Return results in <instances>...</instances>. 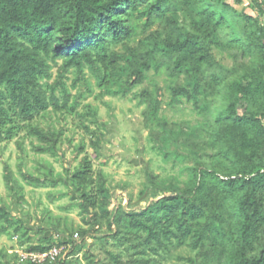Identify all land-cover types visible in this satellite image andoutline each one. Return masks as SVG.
Returning a JSON list of instances; mask_svg holds the SVG:
<instances>
[{"label": "trees", "instance_id": "trees-1", "mask_svg": "<svg viewBox=\"0 0 264 264\" xmlns=\"http://www.w3.org/2000/svg\"><path fill=\"white\" fill-rule=\"evenodd\" d=\"M249 1L264 17V0ZM141 3L145 7L139 10ZM198 3L203 0H0V142L15 134L24 121L43 143L38 150L56 149L61 132L34 124L49 105L39 83L48 74V58L61 59L64 70L81 72L87 64L101 72L105 89L110 91L115 83L112 92L125 95L143 81L150 58L157 61L165 56L171 60L172 71L187 79L171 87L172 100L184 97L197 107L206 87L219 84L215 74L205 75L206 67L213 66L211 47L227 22L216 6L208 4L198 13L192 32L172 30L160 47L152 40L145 55L134 48H129V55L109 49L131 36L129 17L142 16L147 27L170 12L167 20L174 23L171 17L179 6ZM241 16L247 22L244 40L234 41L243 53H250L251 60L240 75L221 85L222 102L210 116L212 129L204 142L213 148L208 162L189 166L182 186L165 184L145 169L155 198L138 208L110 207L105 178L101 171L93 178L87 158L71 174L80 213L90 223L76 233L101 247L86 264H160L183 245L195 252L185 258L188 264H264V24L246 13ZM140 96L148 100L143 111L146 125L156 123L169 130L158 115L159 102L144 91ZM23 178L44 183L30 174ZM4 179L16 184L6 166ZM1 218L7 225L13 222L3 206ZM54 245L66 242L42 238L25 250L41 252ZM72 255L71 248H63L54 261L19 264H73Z\"/></svg>", "mask_w": 264, "mask_h": 264}, {"label": "rangeland", "instance_id": "rangeland-1", "mask_svg": "<svg viewBox=\"0 0 264 264\" xmlns=\"http://www.w3.org/2000/svg\"><path fill=\"white\" fill-rule=\"evenodd\" d=\"M208 4L216 6L227 22L217 33V43L211 47L213 66L206 67L205 73L215 74L219 84L206 87L197 107L184 97L172 100L171 87L185 84L187 79L185 74L172 71L171 60L165 56L157 61L150 58L143 81L125 95L112 92L117 88L115 83L110 91L105 89L100 84L101 72L87 64L77 72L75 68L64 70L61 59H47L48 74L40 77L39 83L49 105L34 124L47 131L59 130L61 135L55 150L40 151L37 148L43 143L30 132L28 123L21 121L15 134L0 142V206L13 220L7 225L0 219V264H19L17 250L24 251L42 238L66 242V251L73 250V257H69L73 264L91 263L97 257L101 247L96 240L74 238L79 229L90 227L89 218L80 213L78 192L70 182L84 158L91 162L93 178L102 172L111 194L110 207L121 204L127 208L143 207L155 198L145 169L165 184L182 186L189 166L209 161L213 148L204 142L212 129L210 116L222 102L221 85L240 75L251 60L250 53H243L234 41L244 40L247 22L241 13L264 24L253 2L203 0L179 6L171 17L174 23L167 20L171 14L167 12L147 27L142 16H131V36L125 43L112 44L109 51L129 55V48H134L145 55L152 40L160 47L172 30L177 34L192 32V22ZM144 7L141 3L138 8ZM119 63L123 65L124 60ZM142 91L159 102L158 115L169 130L156 123L146 125L143 111L148 100L140 96ZM5 166L15 185L4 179ZM23 174L40 177L44 183H31ZM194 253L183 245L160 264H188L185 258Z\"/></svg>", "mask_w": 264, "mask_h": 264}, {"label": "built area", "instance_id": "built-area-1", "mask_svg": "<svg viewBox=\"0 0 264 264\" xmlns=\"http://www.w3.org/2000/svg\"><path fill=\"white\" fill-rule=\"evenodd\" d=\"M74 238H78V234L75 232ZM64 246H51L49 249L41 252L35 251H18L17 254L19 256L20 261H30L33 263H42L46 260L54 261L63 251Z\"/></svg>", "mask_w": 264, "mask_h": 264}]
</instances>
